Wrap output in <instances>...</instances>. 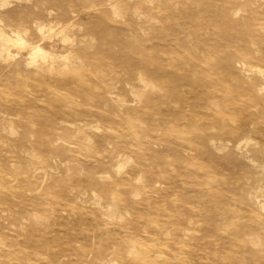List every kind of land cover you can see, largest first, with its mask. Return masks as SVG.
Instances as JSON below:
<instances>
[{"label": "rangeland", "instance_id": "374dc122", "mask_svg": "<svg viewBox=\"0 0 264 264\" xmlns=\"http://www.w3.org/2000/svg\"><path fill=\"white\" fill-rule=\"evenodd\" d=\"M14 29L54 61L0 51V264H264V0H0Z\"/></svg>", "mask_w": 264, "mask_h": 264}, {"label": "bare ground", "instance_id": "6f19581e", "mask_svg": "<svg viewBox=\"0 0 264 264\" xmlns=\"http://www.w3.org/2000/svg\"><path fill=\"white\" fill-rule=\"evenodd\" d=\"M5 2V1H3ZM116 17V16H115ZM40 29L42 28L41 25L38 26ZM64 29V27H63ZM59 32V31H58ZM63 32V31H62ZM11 33H13V37H9L7 39H5L4 43L5 44H2L0 47V51L2 52H5V56L10 57L11 58V52H9V49L7 50L6 49V43L9 44L10 43H16V44H19L21 46H23L25 49L28 50V64H36L39 60H41L43 63H47V66L49 67V70L53 69V61H54V56L49 53L48 51H46L45 49H43L39 44H31V43H28L26 39H24V37L22 36L21 34V30L19 29H14L11 31ZM5 34V32L3 30H0V36ZM57 34V33H55ZM61 34V33H60ZM8 37V36H7ZM68 37L67 36H64L63 37V40L64 41H68ZM62 40V39H61ZM70 42V40H69ZM69 53V52H68ZM67 54V53H66ZM65 54V55H66ZM70 54V53H69ZM64 55V56H65ZM62 56V55H61ZM63 56V57H64ZM13 57V56H12ZM15 58V57H14ZM6 59V58H5ZM61 59H64L61 57ZM67 60V59H66ZM64 67V66H63ZM66 67V66H65ZM47 70V69H46ZM56 71V70H55ZM51 72V71H50ZM49 72V73H50ZM53 72V71H52ZM261 73V72H260ZM138 77V76H137ZM261 81V80H260ZM138 82V81H137ZM143 82V81H142ZM263 89V87H262ZM264 90V89H263ZM213 142V140H212ZM242 144H247V140L243 139V140H239L236 144H235V149H241L242 147ZM120 166V165H119ZM102 179V178H101ZM258 206V205H257ZM263 206H261L262 208ZM264 208V207H263Z\"/></svg>", "mask_w": 264, "mask_h": 264}]
</instances>
